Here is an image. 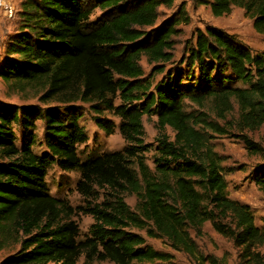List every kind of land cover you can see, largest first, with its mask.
Returning <instances> with one entry per match:
<instances>
[{"label":"trees","instance_id":"obj_1","mask_svg":"<svg viewBox=\"0 0 264 264\" xmlns=\"http://www.w3.org/2000/svg\"><path fill=\"white\" fill-rule=\"evenodd\" d=\"M174 2H20L15 31L4 43L0 80L12 91L32 92L44 108L0 105V252H9L0 264H76L80 257L85 263L111 264L171 260L145 247L144 238L130 230L165 240L197 264H218L202 256L194 241L203 236L206 223L239 249L241 263L264 264V229L255 226L248 206L227 197L221 158L209 144L207 133L223 136L225 126L183 109L186 101L200 107L209 100L215 118L235 132L249 153L262 154L247 134L264 125V56L239 46L220 29L206 28L183 45L175 61L174 39L179 27L189 23L185 3L157 24L158 10H170ZM191 2L209 8L214 18L241 9L254 32L264 37V0ZM95 9L102 15L90 22ZM142 58L150 66L144 79ZM167 65L175 69L166 70ZM157 75L163 77L152 86ZM76 104L96 113L101 107L118 118L127 147L81 162L77 148L87 136ZM235 110L236 119L227 120ZM144 115L156 118L153 170L142 157L150 150L142 140ZM37 121L44 125L41 154L32 150V134L17 147L14 133L17 127L32 129ZM94 121L106 135L115 128L109 120ZM166 129L174 133L173 140ZM53 165L78 173L80 193L90 194L94 187L112 192L113 200L88 210L93 223L81 241L78 226L63 219L67 207L48 192L46 176ZM252 181L264 197V164L254 169ZM123 194L136 198L133 211Z\"/></svg>","mask_w":264,"mask_h":264},{"label":"rangeland","instance_id":"obj_2","mask_svg":"<svg viewBox=\"0 0 264 264\" xmlns=\"http://www.w3.org/2000/svg\"><path fill=\"white\" fill-rule=\"evenodd\" d=\"M182 2L185 3L189 23L186 26L179 27V34L174 39V42L176 43L175 61L179 59L183 50V45L193 42L196 32L204 31L206 28L220 29L226 34L232 36L239 46L248 49L253 54L264 56V37L254 32L251 20L245 16L243 10L238 8H233L228 15L214 18L207 7H196L192 4L191 0H175L172 9L165 10L160 8L158 10L159 18L157 24L174 14L176 8ZM101 15L102 12L95 9L90 16L89 21L94 22ZM15 23L16 17L12 20H8L7 25L5 26L6 31H8V36L12 35L15 31ZM5 40L6 39H4L3 44L5 43ZM3 54L4 52H0V59L3 57ZM139 64L143 71L144 79L150 73V66L147 65L144 58L140 60ZM173 69H175V66H166V70ZM162 77L163 75H157L151 79L152 86L160 82ZM182 84L187 85L185 81H183ZM37 98L38 97L30 91H12L9 89L7 83L0 80V105L17 108L41 106L38 103ZM113 104L114 106H118L120 102L115 99ZM139 104L140 102L133 105ZM41 107L44 108L43 106ZM50 107L59 108L60 105L52 103ZM76 108L81 115L78 123L87 136V142L77 148V155L81 162L106 153L122 152L127 147L118 131L120 123L118 118L103 111L101 107H99V113H96L89 107V105L76 104ZM183 109L186 113L192 115L201 113L205 116L206 120L214 122L218 126H225L224 128L227 130V134L223 136H218L211 132H208L207 134L211 137L209 144L213 151L221 158V173L226 183V195L229 199L248 206L253 215L255 226L264 229V197L257 190L252 181L254 169L264 164V125L258 131L247 134L249 139L259 146L263 152L262 154L252 155L245 148L242 141L234 137L235 132H233L231 128L225 125L222 121L215 118L209 100H206L200 107L186 101L184 102ZM98 118L109 120L114 124L115 128L110 135H106L102 130L97 128L94 120ZM226 119H236V110L232 115H228ZM141 122L143 127V143L150 146V150L143 153L142 157L144 158V163L147 167L150 170H153L152 156L154 154V149L156 148L155 140L158 136L156 118L152 115H144ZM14 133L17 138V147L21 146L26 134H32L34 139V145L32 146L33 152L36 154H41L43 152L42 139L44 125L42 121L35 122L33 128L27 131L20 127L14 128ZM164 133L170 140H173L174 133L170 129H166ZM131 168L134 171H137V168L132 165ZM79 181L80 177L78 173L61 171L54 165L50 167L46 176L49 194L67 207L66 215H63V219L65 221H72L78 226V240L81 241L88 235L89 227L93 223V219L91 215L88 214V210L113 199L112 192L95 187L90 194L85 195L80 193L76 189ZM122 198L129 209L133 211L136 204V198L129 194H123ZM202 231L203 236L201 238H194L202 256L208 258L213 257L218 261V264H243L239 260V249L234 247L230 241L214 233L209 223L204 224ZM130 232L142 236L145 240V247H149L161 254L170 255L171 260L164 264H197L185 254L173 251L169 247V244L163 239H149L145 236V232H136L135 230H130ZM191 236L193 237L192 233ZM260 252L264 255L263 249H261ZM7 255H9L8 251L0 252V261ZM76 264L111 263H85L83 257H80ZM204 264L209 263L205 262Z\"/></svg>","mask_w":264,"mask_h":264},{"label":"built area","instance_id":"obj_3","mask_svg":"<svg viewBox=\"0 0 264 264\" xmlns=\"http://www.w3.org/2000/svg\"><path fill=\"white\" fill-rule=\"evenodd\" d=\"M17 8L10 0H0V15L6 20L15 18Z\"/></svg>","mask_w":264,"mask_h":264},{"label":"crops","instance_id":"obj_4","mask_svg":"<svg viewBox=\"0 0 264 264\" xmlns=\"http://www.w3.org/2000/svg\"><path fill=\"white\" fill-rule=\"evenodd\" d=\"M13 5L16 8H19V4L22 0H10ZM18 11V9H17ZM8 20L4 19L1 15H0V52H4L5 46L3 44L4 39H6V37L8 36V31H6L5 26L7 25ZM2 29V30H1Z\"/></svg>","mask_w":264,"mask_h":264}]
</instances>
